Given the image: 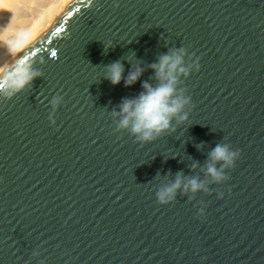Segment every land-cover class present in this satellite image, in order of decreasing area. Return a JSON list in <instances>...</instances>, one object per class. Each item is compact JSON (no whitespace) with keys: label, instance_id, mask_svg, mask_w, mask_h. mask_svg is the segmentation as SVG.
<instances>
[{"label":"water","instance_id":"obj_1","mask_svg":"<svg viewBox=\"0 0 264 264\" xmlns=\"http://www.w3.org/2000/svg\"><path fill=\"white\" fill-rule=\"evenodd\" d=\"M180 47L188 118L138 141L113 113ZM17 59L41 75L0 96V264H264V0H72L0 75ZM217 144L240 152L219 183ZM177 173L208 190L159 203Z\"/></svg>","mask_w":264,"mask_h":264},{"label":"clouds","instance_id":"obj_2","mask_svg":"<svg viewBox=\"0 0 264 264\" xmlns=\"http://www.w3.org/2000/svg\"><path fill=\"white\" fill-rule=\"evenodd\" d=\"M10 24L11 20L0 28V39L6 50L15 56L27 45L29 34L21 31L13 38H9L7 32ZM187 54V49L183 47L172 49L161 55L157 63L150 65L155 70L156 78L160 83L153 87L148 82H144L145 91L135 98L123 99L119 111L113 113L119 116L118 129H127L135 135L138 141L145 142L156 139L166 131L173 130L171 122L174 118L177 122L188 118V113L183 110L191 103V97L185 95V90L180 89L178 85L182 76L190 75L193 69L199 70L200 65L198 59L185 64ZM142 72L143 68L137 64L125 77L124 65L117 60L106 66L104 75L113 85L119 84L123 79L125 86H128L135 83ZM40 75L41 72L34 69L30 61L17 59L11 70L6 69L4 74L0 75V83L4 85L3 89H0V96L10 98ZM62 102L63 96L60 94L55 95L51 100L52 112L49 119L53 124H55L56 109ZM239 156V150L233 149L229 144H217L209 153L210 162L206 169L207 174L217 183L228 179L225 169L234 167ZM217 162H223L220 168L216 167ZM180 189L183 192L192 193L208 190L206 183L198 177L185 178L182 173H177L173 183L166 185L156 193L158 202L169 203L175 199L177 190ZM222 195L223 193H220V196ZM198 211L200 215H203L205 209L201 207Z\"/></svg>","mask_w":264,"mask_h":264},{"label":"bare ground","instance_id":"obj_3","mask_svg":"<svg viewBox=\"0 0 264 264\" xmlns=\"http://www.w3.org/2000/svg\"><path fill=\"white\" fill-rule=\"evenodd\" d=\"M72 0H0V28L11 20L7 36L26 31L29 40ZM14 55L0 39V70Z\"/></svg>","mask_w":264,"mask_h":264},{"label":"snow or ice","instance_id":"obj_4","mask_svg":"<svg viewBox=\"0 0 264 264\" xmlns=\"http://www.w3.org/2000/svg\"><path fill=\"white\" fill-rule=\"evenodd\" d=\"M53 55L55 56V55H56V53L54 52V53H53Z\"/></svg>","mask_w":264,"mask_h":264}]
</instances>
